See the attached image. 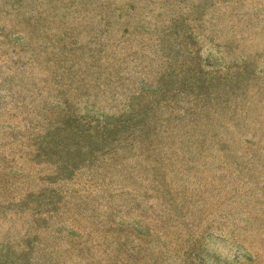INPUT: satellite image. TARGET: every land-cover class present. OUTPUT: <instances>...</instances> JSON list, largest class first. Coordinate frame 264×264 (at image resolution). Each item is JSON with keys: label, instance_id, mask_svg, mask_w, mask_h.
<instances>
[{"label": "rangeland", "instance_id": "rangeland-1", "mask_svg": "<svg viewBox=\"0 0 264 264\" xmlns=\"http://www.w3.org/2000/svg\"><path fill=\"white\" fill-rule=\"evenodd\" d=\"M0 264H264V0H0Z\"/></svg>", "mask_w": 264, "mask_h": 264}]
</instances>
